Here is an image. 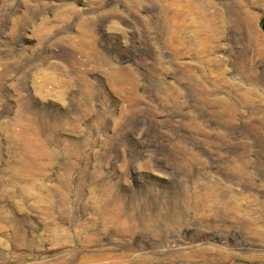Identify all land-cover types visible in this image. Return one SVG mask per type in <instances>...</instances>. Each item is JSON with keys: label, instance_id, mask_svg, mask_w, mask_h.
Instances as JSON below:
<instances>
[{"label": "rangeland", "instance_id": "rangeland-1", "mask_svg": "<svg viewBox=\"0 0 264 264\" xmlns=\"http://www.w3.org/2000/svg\"><path fill=\"white\" fill-rule=\"evenodd\" d=\"M0 264H264V0H0Z\"/></svg>", "mask_w": 264, "mask_h": 264}]
</instances>
